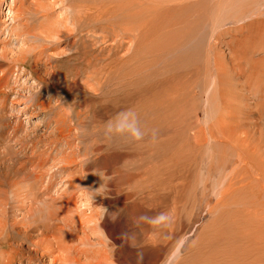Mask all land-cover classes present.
<instances>
[{
    "label": "rangeland",
    "instance_id": "obj_1",
    "mask_svg": "<svg viewBox=\"0 0 264 264\" xmlns=\"http://www.w3.org/2000/svg\"><path fill=\"white\" fill-rule=\"evenodd\" d=\"M0 1V264H264V0Z\"/></svg>",
    "mask_w": 264,
    "mask_h": 264
},
{
    "label": "bare ground",
    "instance_id": "obj_2",
    "mask_svg": "<svg viewBox=\"0 0 264 264\" xmlns=\"http://www.w3.org/2000/svg\"><path fill=\"white\" fill-rule=\"evenodd\" d=\"M17 0H11L9 3H8V11L7 12H9L10 14H11V6H13V5H11V3H15ZM0 3H1V1H0ZM35 3H37V2H35ZM41 4H42V2H41ZM11 5V6H10ZM35 6V5H34ZM40 6V5H39ZM43 6V8H44V5H42ZM21 8V7H20ZM19 8V9H20ZM39 8V7H38ZM13 9V8H12ZM19 9H18V11H19ZM36 8H34V10H35ZM14 10V9H13ZM22 10V9H21ZM37 10V9H36ZM39 10V9H38ZM2 11V9H0V12ZM4 13V12H3ZM7 14V13H6ZM12 14H14V12L12 13ZM9 15V14H8ZM34 15V14H33ZM43 15V14H42ZM14 16V15H13ZM9 17L8 18V20H10V22L9 23H7V21L6 22H4V25H2V28H1V32H2V40H0V45H2V47H3V45H4V49L2 48L1 49V47H0V51H1V55H0V58L1 57H7V54H10L13 58H16V59H18L19 61H20V57H23V58H26V56H27V52H29L31 49L33 50V48H32V46L29 44V42L31 41V40H33V41H38V42H36V43H39V41L43 38L42 37V35L40 34V35H35V34H31V33H29V30H27V32L25 31H23L22 30V26L23 25H26V24H23L22 22L21 23H19L18 21H16L17 19H18V17L16 16V17ZM22 17V16H21ZM17 18V19H16ZM20 21V20H19ZM17 22V23H16ZM24 22V21H23ZM57 22V21H56ZM55 22V23H56ZM3 24V23H2ZM54 25V24H53ZM53 25H52V27H53ZM59 25H60V23H59ZM29 26V25H28ZM48 27H50V25H47ZM46 26V27H47ZM54 26H56V25H54ZM61 26V25H60ZM51 28V27H50ZM43 29H45V28H43ZM47 29H49V28H47ZM47 29H45L44 31H47ZM25 30V29H24ZM55 30V29H54ZM53 29L52 30H48L49 31V33H51L52 31H54ZM56 30H57V28H56ZM56 30H55V32H56ZM58 31V30H57ZM39 34V33H38ZM43 34V33H42ZM46 34H47V32H46ZM48 35V34H47ZM44 36H46V35H44ZM23 37H25V39L26 40H24V38ZM49 37V36H48ZM53 37V36H52ZM47 38V37H46ZM42 40H45V38L44 39H42ZM48 40V39H47ZM50 40V39H49ZM26 41V42H25ZM28 42V43H27ZM27 43V44H26ZM34 46V45H33ZM42 47H44V46H42ZM41 47V48H42ZM45 49V48H44ZM43 50V49H42ZM3 51H5L4 53H3ZM7 52V53H6ZM46 53V52H45ZM44 53V54H45ZM42 54V53H41ZM10 56V58H12ZM31 56V55H30ZM49 56V55H48ZM10 60V59H9ZM8 60V62H10L11 60L13 61V59H11L10 61ZM21 60H22V58H21ZM24 60V59H23ZM2 63V62H1ZM13 63V62H12ZM44 63V62H43ZM2 64H0V66H1ZM8 65V64H7ZM45 65L46 64H44L43 66V68H45ZM46 69V68H45ZM3 71V72H2ZM1 74H2V76L0 77V86H3L4 84H6V85H8V84H10V79H11V77L8 75V71L5 69V70H1ZM21 73H23L22 72V70H21V72H20V74ZM37 76V75H36ZM28 77V76H27ZM17 80V79H16ZM34 89V88H33ZM18 93H16V95H17ZM15 97V98H14ZM13 98V100H11L10 102H12L11 103V105L12 104H16V102L17 101H19V100H17L18 98L16 97V96H14ZM1 99V98H0ZM42 102V101H41ZM43 103V102H42ZM26 104V103H25ZM28 105V104H27ZM14 107V106H13ZM33 107V106H32ZM39 107H41V106H38V108ZM42 107H43V105H42ZM26 108L27 107H24V109L23 108H18V107H16V112H17V114L19 115V114H21L22 112H24V111H27L26 110ZM37 108V107H36ZM30 110V109H29ZM36 113V112H35ZM16 114V115H17ZM31 115V114H30ZM25 117V116H24ZM22 119V118H21ZM28 120V119H27ZM61 121V120H60ZM15 122V121H14ZM21 122V121H20ZM47 123V122H46ZM55 126V125H54ZM34 127H36V126H34ZM38 129V128H37ZM50 129H52V128H50ZM57 129V128H56ZM55 129V130H56ZM33 130H34V128H33ZM49 131V130H48ZM34 132V131H33ZM43 132V131H42ZM56 132V131H55ZM27 134H29L28 133V131H27ZM26 137V136H25ZM34 137V136H33ZM23 138V137H22ZM69 163V162H68ZM65 164V163H64ZM67 164V163H66ZM70 164V163H69ZM69 164H67V165H69ZM70 166V165H69ZM67 168V167H66ZM43 170V169H42ZM35 171V170H34ZM56 171V170H55ZM65 172V171H64ZM61 173V172H60ZM72 173V172H71ZM71 173H70V176H71ZM52 175H54V174H52V173H49V174H47V176H49L50 177V179H52ZM54 177V176H53ZM66 177H67V175H66ZM70 178V177H69ZM68 178V179H69ZM75 178V177H74ZM67 179V178H66ZM72 179V178H71ZM79 179V178H78ZM63 180V179H62ZM65 180V179H64ZM69 180H67V182H68ZM60 182V181H59ZM59 182H57V183H59ZM63 182V181H62ZM65 182V181H64ZM71 182V181H70ZM66 183V182H65ZM51 184V183H50ZM71 185V184H70ZM60 186H61V183H60ZM65 186H68V185H66L65 184ZM72 186V185H71ZM70 187V186H69ZM50 189H52V184L50 185V187H49ZM57 188V187H56ZM55 188V189H56ZM54 189V188H53ZM54 191V190H53ZM63 192L60 194L61 196L62 195H64V196H62V197H65V195L66 194H69V193H66V191L65 190H62ZM65 191V192H64ZM12 192V191H11ZM22 192V191H21ZM48 192V191H47ZM59 192V191H58ZM68 192V191H67ZM23 193V192H22ZM14 194V193H13ZM62 197H61V199H62ZM65 198H68V197H65ZM65 200V199H64ZM2 201V200H1ZM15 202V201H14ZM19 202V201H18ZM43 202V201H42ZM45 202V201H44ZM72 202V201H71ZM2 204V203H1ZM58 204V203H57ZM73 204V203H72ZM14 205V204H13ZM56 205V204H55ZM3 206V205H2ZM18 206V205H17ZM67 207V206H66ZM13 207H11V209H12ZM40 208V207H39ZM57 208V207H56ZM3 209V208H2ZM6 209V208H5ZM16 210H17V207L15 208ZM3 211V210H2ZM18 211V210H17ZM14 212V211H13ZM20 212V211H19ZM30 212V211H29ZM27 213L26 215L27 216H29V214H31V212L30 213ZM12 214V213H11ZM10 214V215H11ZM15 214H16V212H15ZM19 214V213H18ZM17 215V214H16ZM26 215H24V216H26ZM68 215V214H67ZM23 216V217H24ZM26 216V217H27ZM19 218H21V217H19ZM66 218V217H65ZM58 219V218H57ZM94 218H89V219H87V223H89V222H91L92 220H93ZM24 220V219H23ZM59 223H61V222H59ZM64 223V222H63ZM171 223V222H170ZM15 222H12L11 223V225L12 226H14L15 227ZM21 224H22V222H21ZM20 225V224H19ZM62 225V224H61ZM11 226V227H12ZM0 228H5V224H4V221L2 222H0ZM13 228V227H12ZM259 228V227H258ZM25 234V236H24V238L27 240L28 239V235L26 234V233H24ZM0 235H1V233H0ZM49 237L50 236H48V235H46V234H42V236H41V239H39V243H40V245H42V246H47L48 248H51V250L53 251V253H56L57 254V258L59 259V261L61 262V264H66L67 262L69 263H75V264H77L76 263V259H74V258H72V259H67V258H65L64 256H62V254L63 253H66V251H67V249H69V246L64 242V241H62L63 239H61V241H60V239L58 238V237H56L55 235H52L51 236V238H52V241H53V244L52 243H49ZM0 239H1V236H0ZM58 239V240H57ZM249 240V239H248ZM227 246V245H226ZM72 250V249H71ZM69 251H70V249H69ZM35 252H36V250H35ZM79 252V251H78ZM81 252V251H80ZM72 253V252H71ZM77 253V252H76ZM177 253L178 252H176L175 253V255L173 256L175 259H176V257L178 256L177 255ZM2 255H4V252H0V257H2ZM23 255V254H22ZM73 255V254H72ZM71 255V256H72ZM87 256V255H86ZM176 256V257H175ZM33 257V256H32ZM93 257H94V255H93ZM172 257V256H171ZM94 258H92V260H93ZM98 259V258H97ZM172 259V258H171ZM20 260H21V258H20ZM100 260H101V258H100ZM30 261V260H29ZM43 261V260H42ZM95 261H96V259H95ZM48 262V261H47ZM88 262V261H87ZM98 262V261H97ZM36 263V262H35ZM2 264H5V263H2ZM29 264V263H28ZM51 264H57V259L56 258H54L53 260H52V262H51Z\"/></svg>",
    "mask_w": 264,
    "mask_h": 264
}]
</instances>
